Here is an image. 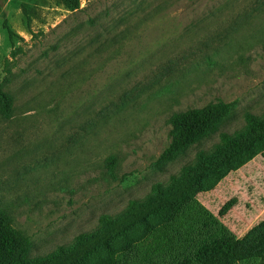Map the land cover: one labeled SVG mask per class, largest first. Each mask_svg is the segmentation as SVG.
Instances as JSON below:
<instances>
[{
    "label": "rangeland",
    "instance_id": "obj_1",
    "mask_svg": "<svg viewBox=\"0 0 264 264\" xmlns=\"http://www.w3.org/2000/svg\"><path fill=\"white\" fill-rule=\"evenodd\" d=\"M0 84L13 97L12 116L0 115V207L30 238L29 254L44 258L103 214L170 186L221 131L241 129L245 112L263 116L264 0H80L74 10L63 0H0ZM219 100L234 102L219 131L157 166L171 114ZM236 170L226 175L234 190L212 205L200 201L208 190L195 199L242 238L264 221L262 211L249 220L264 206V167L245 178ZM194 212L200 225L182 228L192 221L177 214L151 232L149 250L166 263L191 255L211 222Z\"/></svg>",
    "mask_w": 264,
    "mask_h": 264
},
{
    "label": "trees",
    "instance_id": "obj_2",
    "mask_svg": "<svg viewBox=\"0 0 264 264\" xmlns=\"http://www.w3.org/2000/svg\"><path fill=\"white\" fill-rule=\"evenodd\" d=\"M63 2L73 10L80 7V0ZM5 27L12 37L11 27L6 23ZM233 106L234 102L219 100L203 107L173 112L169 117L172 125L169 143L155 164L161 166L175 161L188 148L219 131ZM12 114L13 97L0 84V115L9 118ZM244 117L245 125L241 129L221 131L214 147L199 150L193 161L182 166L181 177H172L170 186L163 188L158 183L144 200H130L128 207L118 214H103L95 230L80 233L72 246L60 248L47 257L29 254L30 238L12 226L9 211L0 207V264H237L253 256L260 257L264 262V221L238 238L225 226L221 227L220 222L195 199L198 192L212 189L229 172L264 153V114L258 116L247 111ZM107 164L113 168L116 157L109 156ZM233 203L232 199L222 211H227ZM194 209L211 221L210 225L204 226L206 229L200 230L206 239L186 257L181 256L167 263L165 259L168 256L165 254V259L156 257L145 243L151 232L172 221L177 214L182 220L192 221L180 222L182 228L192 223L200 225L204 218ZM154 214L157 215L155 219ZM100 249L103 255L98 256L96 251ZM175 252L179 254V251ZM93 254L97 255L95 261L90 259Z\"/></svg>",
    "mask_w": 264,
    "mask_h": 264
},
{
    "label": "crops",
    "instance_id": "obj_3",
    "mask_svg": "<svg viewBox=\"0 0 264 264\" xmlns=\"http://www.w3.org/2000/svg\"><path fill=\"white\" fill-rule=\"evenodd\" d=\"M264 167V154H258L256 155L254 158H252L251 160H249L247 163H245L243 166H241L239 169H237L234 172H239L242 170V173L239 174L237 177H241L245 178L246 174L249 173L250 171H253L254 169L257 168H262ZM230 173L228 176H226L225 178H223L222 180H220L218 182V184L212 188L211 190H208L206 192L202 193V199L200 200L201 202L205 203L206 205H212L213 202H215V200L217 199V197H220L219 193L225 189H228L227 191H231L233 188L236 187L235 184V178L231 177ZM234 190V189H233ZM204 197L207 199H204ZM198 198V197H197ZM214 200H213V199ZM197 201L199 200L196 199ZM237 206V203L235 201V203L230 207V210H228L226 212L227 215L231 214L233 211H235V207ZM250 209V208H249ZM258 210L249 218V220L251 221V219L253 220V218H257L258 214H261V211L264 212V206L261 208H257ZM260 209V210H259ZM248 220V221H249Z\"/></svg>",
    "mask_w": 264,
    "mask_h": 264
}]
</instances>
